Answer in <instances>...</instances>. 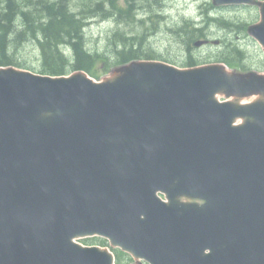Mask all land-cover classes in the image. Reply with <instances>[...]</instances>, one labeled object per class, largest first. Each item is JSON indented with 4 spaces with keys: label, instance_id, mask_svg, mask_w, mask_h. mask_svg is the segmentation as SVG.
Wrapping results in <instances>:
<instances>
[{
    "label": "water",
    "instance_id": "water-1",
    "mask_svg": "<svg viewBox=\"0 0 264 264\" xmlns=\"http://www.w3.org/2000/svg\"><path fill=\"white\" fill-rule=\"evenodd\" d=\"M214 3L259 4L249 32L264 47V1ZM92 235L137 264H264V73L1 66L0 264H114L76 241Z\"/></svg>",
    "mask_w": 264,
    "mask_h": 264
},
{
    "label": "trees",
    "instance_id": "trees-1",
    "mask_svg": "<svg viewBox=\"0 0 264 264\" xmlns=\"http://www.w3.org/2000/svg\"><path fill=\"white\" fill-rule=\"evenodd\" d=\"M140 8L141 0H0V65L13 64L55 75L86 70L99 78L112 67L133 60L161 59L162 54L145 43L146 31L138 29L147 22L138 17ZM146 13L154 15V6H148ZM88 16L113 18L117 22L101 50L91 49L87 43ZM222 21L231 25L228 20ZM245 28V24L239 25V30ZM174 31L177 36L188 38V53L183 60H166L183 66L199 64L190 47L191 40L205 35L204 28L189 19ZM29 41L39 52L38 66L18 55L20 47ZM215 59L234 68L248 69L245 50L234 42L217 50ZM257 68L264 69L263 60Z\"/></svg>",
    "mask_w": 264,
    "mask_h": 264
},
{
    "label": "rangeland",
    "instance_id": "rangeland-1",
    "mask_svg": "<svg viewBox=\"0 0 264 264\" xmlns=\"http://www.w3.org/2000/svg\"><path fill=\"white\" fill-rule=\"evenodd\" d=\"M211 3L212 0H161L158 10L164 17L155 18V24L152 23L151 29L148 30L146 43L162 54L164 58L183 60L187 53L186 46L183 42H178V37L170 32L169 26H177L183 23L185 19L195 17L201 26L206 27V31L211 38L224 40L222 45L229 41H235L237 45L246 51L249 58L248 67L255 68L256 63H259L262 59L264 60V51L260 44L246 31H236L235 28L231 30L220 25L217 21H211L207 24L205 15L202 12L208 9L210 16L213 18H226L236 23L251 24L259 20V8L257 6L235 5L210 6ZM87 20L89 23L86 27V35L89 45L92 49L104 48L107 34L116 27V21L113 18L105 19L100 16ZM216 46V44L212 43L202 47L193 46L192 52L199 58V62H213L215 61ZM18 55L21 60H27L33 66H38L40 63L39 52L34 48L31 41L20 47ZM177 65L181 64L178 63ZM104 75L101 78H104ZM96 239L83 238L79 239V241L83 243H99V240ZM132 263H135L134 259L128 264Z\"/></svg>",
    "mask_w": 264,
    "mask_h": 264
},
{
    "label": "flooded vegetation",
    "instance_id": "flooded-vegetation-1",
    "mask_svg": "<svg viewBox=\"0 0 264 264\" xmlns=\"http://www.w3.org/2000/svg\"><path fill=\"white\" fill-rule=\"evenodd\" d=\"M158 196L164 201L168 200V198L166 197V192L165 191H161V190L158 191ZM208 251H209L208 248H206L205 252L207 253ZM141 264H148V263L146 261L141 260Z\"/></svg>",
    "mask_w": 264,
    "mask_h": 264
}]
</instances>
